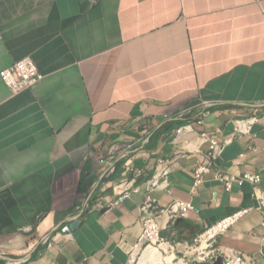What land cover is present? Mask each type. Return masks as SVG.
<instances>
[{
  "label": "crops",
  "instance_id": "0c3cea01",
  "mask_svg": "<svg viewBox=\"0 0 264 264\" xmlns=\"http://www.w3.org/2000/svg\"><path fill=\"white\" fill-rule=\"evenodd\" d=\"M26 58L44 78L15 94L1 73ZM206 131L231 140L217 171L264 190V0H0V264H130L161 169L159 207H194L159 218L163 239L191 250L246 211L194 262L264 264L254 187L194 189Z\"/></svg>",
  "mask_w": 264,
  "mask_h": 264
},
{
  "label": "built area",
  "instance_id": "2783aa9c",
  "mask_svg": "<svg viewBox=\"0 0 264 264\" xmlns=\"http://www.w3.org/2000/svg\"><path fill=\"white\" fill-rule=\"evenodd\" d=\"M1 78L13 93L18 94L35 88L42 81L44 76L39 72L34 60L31 58H26L4 70L1 73ZM256 122H259L258 117H253L250 119V125H253ZM201 137L204 144L209 146V150L205 156V159L199 160L197 163L194 173V189H197L203 185L207 176L211 173L216 174L217 179L222 183L226 190H232L234 185L242 186L245 183H249L254 187L255 190L254 199L256 201V209L264 213V190L260 189V184L262 182L261 175L258 173H246L242 176H232L218 172V166L215 159L222 153L224 147L229 144L231 140H226L225 142L219 143V141L216 139V136L210 131L204 132ZM168 175L169 171L167 169H161L153 178L144 184L148 195L146 197L144 206L142 207V210L146 216L143 218L144 235L143 238L138 242L140 244L144 243L145 241L155 244L153 242L154 238H156L158 241H164V239L161 237V228L159 225V218L161 216H167L172 220V222H176L182 218H185L187 214L194 209L192 204L181 201L173 203L168 208L161 209L158 202L151 197V193H153L156 189L168 184ZM139 190L140 186L131 191L123 192L120 194L119 198L109 202L107 204V208L114 207L116 204L131 197L133 193H138ZM245 213L246 211L234 214L216 226L210 228L199 238L198 242L201 245L203 240L206 242V237L211 236V230H218V234L220 236L230 227H232ZM262 227L264 232V221ZM63 232L68 234L67 236H71L68 227L64 228ZM207 245L208 248H213L215 244ZM216 252L223 257L224 264H259L254 259L243 258L241 256L236 257L228 250L224 251L222 249H218Z\"/></svg>",
  "mask_w": 264,
  "mask_h": 264
},
{
  "label": "rangeland",
  "instance_id": "374dc122",
  "mask_svg": "<svg viewBox=\"0 0 264 264\" xmlns=\"http://www.w3.org/2000/svg\"><path fill=\"white\" fill-rule=\"evenodd\" d=\"M218 237V236H217ZM214 240L211 241L209 244H213ZM149 248H154L159 250L162 255V262H158L156 264H195L196 261H199L200 259H203L204 257H201L199 253L202 254L203 248L205 246H201L199 242H196L191 246V250L184 248V247H178L175 244H173L169 240H159V243L153 244L151 242H144L142 244L137 243L131 248V263L130 264H153L152 262L145 261V253ZM194 251V252H193ZM189 253H192V255L189 257ZM195 253V254H194ZM188 255V256H187ZM173 259L174 262H166L168 259Z\"/></svg>",
  "mask_w": 264,
  "mask_h": 264
},
{
  "label": "bare ground",
  "instance_id": "6f19581e",
  "mask_svg": "<svg viewBox=\"0 0 264 264\" xmlns=\"http://www.w3.org/2000/svg\"><path fill=\"white\" fill-rule=\"evenodd\" d=\"M217 236H219L218 230H211V236L206 237V242L203 240V243L201 245L202 247L205 246V248H203V249H207L208 248L207 244H209L211 241H213ZM153 242L155 244H157L159 241L156 238H154ZM203 252H204V250H203ZM203 252H202V254L200 253L201 257L205 256V255H203ZM160 253L161 252L157 249L149 248L147 250V252L145 253V261L152 262L153 264H156L158 262H162V255ZM202 260H205V258H203ZM166 262H174V260L170 258ZM179 264H182V263H179Z\"/></svg>",
  "mask_w": 264,
  "mask_h": 264
},
{
  "label": "water",
  "instance_id": "95a60500",
  "mask_svg": "<svg viewBox=\"0 0 264 264\" xmlns=\"http://www.w3.org/2000/svg\"><path fill=\"white\" fill-rule=\"evenodd\" d=\"M74 228H75L74 226H71L70 230H73ZM213 264H224V260L223 258H218L217 260L214 261Z\"/></svg>",
  "mask_w": 264,
  "mask_h": 264
},
{
  "label": "clouds",
  "instance_id": "9594fccd",
  "mask_svg": "<svg viewBox=\"0 0 264 264\" xmlns=\"http://www.w3.org/2000/svg\"><path fill=\"white\" fill-rule=\"evenodd\" d=\"M165 240V239H164ZM198 242V241H197ZM208 249H210V248H208ZM208 249H204V252H203V255H205L206 254V251L208 250ZM199 255H200V253H199ZM201 256V255H200ZM204 258H206L205 256H204ZM222 258V257H221ZM218 259V258H217ZM216 259V260H217ZM224 260V259H223ZM199 261H204V260H200V258H199ZM199 261H197V262H199ZM214 263V261L212 262V264Z\"/></svg>",
  "mask_w": 264,
  "mask_h": 264
}]
</instances>
